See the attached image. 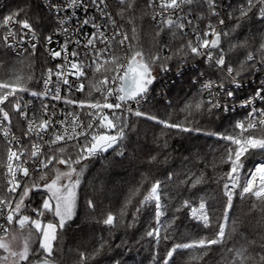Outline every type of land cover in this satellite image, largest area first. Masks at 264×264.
<instances>
[{"label":"snow or ice","instance_id":"6c2138e0","mask_svg":"<svg viewBox=\"0 0 264 264\" xmlns=\"http://www.w3.org/2000/svg\"><path fill=\"white\" fill-rule=\"evenodd\" d=\"M117 2L121 7L116 15L122 20L126 13L134 11L135 0H117ZM93 6L99 12V19L104 23H97L95 16L82 21L83 25L91 24L94 29L84 45L85 48L90 49V63L83 60L70 61L69 56L79 57L80 53L75 49L69 53L68 44L71 41L66 40L60 50L47 49L53 59L63 56L65 64L56 65L55 72L51 68L47 69L46 78L43 80L44 92L30 91L27 83L32 76L25 75L22 71H15L7 80L0 79V133L8 141L5 162L0 164V167L5 168V194L0 195V218L5 221L0 224V232H2L0 264H33L31 259L33 256L36 257L34 264H54L53 246L58 240V232L63 230L75 216L78 189L87 167L86 164L82 165V161L102 156L110 149L115 151L116 155L123 156V142L128 139V131L134 130L135 127L129 122L130 116L155 121L163 125L165 129H175L179 133H199L202 129L195 127L191 118L198 114L212 117L220 112L228 113L231 110L229 102L235 96L234 89L244 87L246 78L244 74L264 72V34L261 36L257 49L260 54L259 59L253 51L247 52L245 59L239 63L238 67H233L228 59L229 52L248 43L247 41L231 42L236 30L251 19L264 23V0H241L233 11L227 13L228 19L235 21L230 27L221 16V0H148L147 7L153 10L151 19L157 27L156 36L160 37L161 33L169 32L173 39L183 40L175 52L169 56H162L163 50L168 48V45H163L160 51L150 56H146L142 49L136 48L132 43L137 34L135 26L131 29L132 36L129 37L128 33L123 31L124 25H118L112 13L107 10V0H90L88 3L85 0H67L65 5L68 8L82 7L86 12ZM50 7L55 8L57 12L61 9V5H50ZM23 11L20 9L13 12L0 22V28L5 29L0 42L9 49L14 47V42L27 43L34 54L37 46L34 41L38 39L37 32L29 19L20 18ZM210 17H216V23H213ZM206 19L207 23L201 28L200 24ZM127 23L134 25V20L129 17ZM10 25H18L20 31H14L9 27ZM64 25L65 19L59 18L58 27L68 33L69 29ZM108 26L114 29L111 35L106 34ZM189 35L193 38L186 39ZM29 36L31 39H26ZM45 39L47 44L52 43L51 35ZM225 39L229 41L227 49L223 47ZM97 42L105 46L97 48ZM75 43L80 44V41L77 40ZM114 44L125 49L123 56L115 54ZM24 51L28 49L25 48ZM173 57L202 59L209 68L215 69L220 74L219 79L203 80L197 94L188 99L180 109L184 113V119L178 122L159 120L156 116L141 111L142 102L148 100L151 86L157 79L153 74L154 67L159 65L161 71H168L166 61ZM66 68L73 71L66 72ZM86 70H91L93 73V78L88 81L87 95L91 97L95 92L100 94V98L76 101L61 97L59 86L61 83L67 85L69 91L72 88L76 91L84 90V83L81 82L78 85L70 83L68 76L75 75L79 81L80 78L87 76ZM53 75L56 77L54 89L49 87L52 84ZM200 76L203 77L204 73H200ZM226 82L232 87L226 86ZM113 85L118 86L113 87ZM25 92H30L32 96L51 95L53 100H63L66 105H77L87 117V121L81 119V112H68L65 119L55 121L56 113L54 110L49 112L47 104L43 105V116L39 120L35 114L29 118L28 105L22 103V97L19 95ZM111 97L115 98V102H110ZM257 100L264 102V81L260 82L252 96L240 101V107L250 108V111L245 119L235 122L233 134L206 133L219 135L220 139L235 146L227 147L225 155L220 159V163L229 165V170L221 177L225 181L223 183V197L226 198L223 214L225 223L218 225L214 238L174 243L167 250L162 264H170L178 250H196L189 260L200 261L208 255L213 245L224 244L228 236L236 232L235 222L228 233L225 231L228 209L232 208L234 197L239 196L241 199L252 197L256 201L253 207L264 210V161L245 171V160L253 151L264 153V108L255 106ZM9 106L11 111L8 110ZM52 108L55 109V105ZM85 108L86 112L83 111ZM13 113L27 121V128L23 132L24 138L32 136L38 138L30 142V150L11 130ZM57 124L60 125L59 128L56 127ZM257 130L262 133L259 137L252 134ZM45 135L49 138L45 139ZM70 141L74 143L69 144ZM161 147H167L166 140ZM30 162L35 165L34 171L39 172L38 178H34L33 172H30L28 167ZM151 162L159 163L157 156H152ZM164 162H167V157ZM61 165L64 166L63 169L59 167ZM179 175L169 172L167 179L172 181L176 178L178 184L190 183L193 188L204 181L203 174H185L187 179L183 180L179 179ZM22 178H28L32 180V183L25 181L22 186ZM146 180V177L143 178L141 184L130 191L118 215L111 212L106 215L102 221L104 225L111 229L125 223L127 209L133 205L135 198L140 196ZM34 191L43 193L40 207L31 209L35 217L25 214L30 207V197ZM163 195H165V189L162 187V182L154 181L139 201V206L135 207L131 217L132 222L125 225L127 228L134 227L142 208L154 204V219L158 227L150 228L146 236L153 238L157 244L161 239L165 241L170 239L167 229L171 228L178 219L174 216L165 228V234L161 236V217L166 211L162 201ZM88 206L93 207L91 200L88 201ZM181 208H189L191 218L202 223L205 228L212 226V216L205 200L202 199L198 206L193 207L192 202L185 199L181 207H177L175 211L180 212ZM46 213H51L55 222H45L43 217ZM14 225L18 226L21 232L25 228L28 229V234L24 236L23 244L19 247L14 246L18 239L16 231H13ZM33 231L39 236L37 248L31 246ZM106 243L107 241L101 238L99 246L90 255L81 252L79 264H87L89 259L100 255ZM225 251L229 253V256L224 258V264H264V237H261L259 241L241 237L238 245L234 242V246L225 248ZM155 260L156 254L153 256V261ZM116 264L119 262L117 261Z\"/></svg>","mask_w":264,"mask_h":264},{"label":"trees","instance_id":"16d2710c","mask_svg":"<svg viewBox=\"0 0 264 264\" xmlns=\"http://www.w3.org/2000/svg\"><path fill=\"white\" fill-rule=\"evenodd\" d=\"M115 1L112 4L117 13L121 6L117 0ZM240 2L241 0H232L230 10L233 11ZM9 7V13L23 9L20 18H27L32 24H36L42 17L37 0H13ZM129 17L134 20V25L127 23ZM117 18L124 25L123 28L129 37L132 36L131 29L135 26L137 34L132 43L136 48L142 49L146 56L160 51L163 45H168V48L163 50L162 56L172 55L183 42L179 38L173 39L169 32L161 33L160 37L156 36L157 27L149 20L147 0H135L134 11L126 13L123 20L120 16ZM234 23L235 21L230 20L227 25L230 27ZM262 34H264V28L255 19L243 23L234 33L231 42L247 41L248 43L228 53L229 63L233 67H238L248 51L255 52L259 59L260 54L257 49ZM228 46L229 41L225 39L223 47L227 49ZM21 61L23 63H20ZM194 61L196 58L191 57L187 59L173 57L166 61L170 70L179 68L181 72L178 77H175L171 71H167L160 84L155 81L151 89L154 95L141 108V111L156 116L159 120H170V122L183 120L184 113L180 109L199 91L192 80L198 76L201 65L198 68L191 67L189 64ZM47 65L46 57L38 50H35L34 54L30 50L23 56L16 57L6 48L0 47V79L7 80L15 71H22L23 74L32 76L27 83L29 90L36 89ZM160 71L157 65L154 67L153 74ZM172 78L174 79L171 82ZM241 114L224 115L220 112L212 117L198 114L191 119L195 127L202 129L199 133H179L175 129H165L163 125L155 121L130 116L129 122L135 127L134 130L128 131V139L123 142V156H118L115 151H111L107 155L82 161V165L86 164L87 167L78 189L75 216L63 230L58 232V240L53 246L54 264H79V254L83 252L90 255L99 246L101 238L107 241L103 252L94 259H89L87 264H116L117 261L119 264H162L163 257L174 243L214 238L218 225L225 223L223 215L226 203V198L223 197L225 181L221 177L229 170V165L220 163V159L225 155L227 147L235 146L220 139L219 135L206 133L233 134L234 124ZM252 134L258 137L262 135L259 130ZM165 140L167 147L163 148L161 145ZM5 149L6 146L1 143L0 164L4 163ZM70 151L74 152L73 149ZM152 156H157L159 163H150ZM165 157H167L166 163ZM261 161H264V153L253 151L245 160V171L254 168L255 164ZM59 167L64 168L63 165ZM2 171L3 167H0V195L5 194ZM169 172L180 174V180L187 179L185 174H203L204 181L193 188L190 183L178 184L176 178L169 181L167 179ZM38 176L39 172L33 177L38 178ZM145 177L147 180L143 183L140 196H137L133 205L127 209L125 223L111 229L104 225L102 221L106 215L109 212L118 215L130 191L140 185ZM156 180L161 181L165 189L162 201L166 211L161 217V236L165 234V228L172 218L178 217L172 227L167 229L170 239L167 241L161 239L159 244L153 238L146 236L150 228L158 227L154 219V204L142 208L134 227L125 226L132 222L131 217L135 207L139 206V201ZM27 183H32V180L29 179ZM42 198V191H34L30 197V207L25 214L35 217L31 209L39 208ZM185 199L190 200L193 207L198 206L202 199L207 202L212 216L211 227L205 228L202 223L192 219L189 208H181L180 212L175 211L177 207H181ZM89 200L93 202V207L88 206ZM255 203L252 197L244 199L239 196L234 197L233 206L228 209L225 231L228 233L235 222L236 232L228 236L224 244L213 245L203 260H189L196 250H178L170 264H224V258L229 256L225 248L233 247L234 242L238 245L241 237L259 241L261 237H264V210L253 207ZM43 219L45 222H55L51 213H46ZM12 227L13 230L18 229L15 225ZM16 232H18L17 241L20 242L24 235L28 234V229L25 228L23 232L18 229ZM93 233L98 235L93 236ZM38 240L39 238L33 248L38 247ZM154 254H156L155 261H153ZM31 259L34 264L36 257L33 256Z\"/></svg>","mask_w":264,"mask_h":264},{"label":"built area","instance_id":"2783aa9c","mask_svg":"<svg viewBox=\"0 0 264 264\" xmlns=\"http://www.w3.org/2000/svg\"><path fill=\"white\" fill-rule=\"evenodd\" d=\"M13 0H0V22H2L3 18L5 16H8L12 13H9L10 11V3ZM39 7L41 9L42 17L39 21L36 22V24H33L36 32L38 39L34 41L36 43V50L40 51L47 59L48 65L46 66L38 88L36 89H30V91L42 93L45 91L44 89V83L43 80L46 78V73L47 69L51 68L53 72H55L56 65L58 64H65V61L63 59V56L61 58H56L53 59L49 52L47 51L48 48H52L54 50H60L61 45L66 41L69 40L71 41L68 44V52L71 53L74 49L80 53L79 57H71L69 56L70 61H76L79 62L81 60L90 63V49L85 48L84 45L87 43V39L89 38V35L94 31L92 28V25H83L82 21L86 18L90 17H97V23H104V21L99 19V12L95 9V7H90L88 11L86 12L82 7H76V8H68L65 7L67 4V0H37ZM86 3L90 2V0H85ZM108 3V11L112 13L113 17L117 20V24L120 25V21L117 18L115 9L112 4V0H107ZM148 3V0H147ZM50 5H61V9L59 12L56 11L55 8L50 7ZM229 5H232V0H221V16L225 19L226 25L229 23L228 15L227 13L230 12V7ZM149 10V20L150 22L156 26V23L151 19V16L153 14V10L148 8ZM195 15V14H194ZM59 18H64L65 19V25L64 27H67L69 29L68 33H65L58 27V19ZM213 23H216V17H210ZM207 23V19L200 24V27L203 28L204 24ZM262 25V28H264V23H260ZM14 31L19 32V26L18 25H10ZM5 29L0 28V37L3 36ZM114 31V29L111 28V26H108L106 29V34L111 35V33ZM123 31L124 28H123ZM49 35L52 36V43L49 45L46 43V37ZM18 38V37H17ZM192 36L186 37V39H192ZM26 39L30 40L31 37H27ZM79 40L80 44H76L75 41ZM6 48L8 51L13 56L20 57L23 56L27 51H24L25 48L28 49V51L31 50L29 45L27 43L25 44H18L14 42V47L12 49H9L5 47V45L0 42V47ZM105 45L97 42L96 47L97 48H103ZM114 52L117 55L123 56L125 54V49L121 48L118 44H114ZM191 67L198 68L199 65H201V69L199 71V74L196 78H194L192 81L194 84L197 85V87L200 89V85L203 82L204 79H219L220 74L213 68H209L202 59L196 58V61L190 62ZM66 72H71L73 70L70 69H65ZM87 71V76L80 78L79 81H77L75 75H69L68 79L70 83L78 85L79 83H84L85 87L83 91H76L75 88H72L71 91H69L67 85H63L62 83L59 85L61 88L60 95L61 97H68L70 99L76 100V101H87V100H95L100 98L99 93L93 92V95L89 97L88 91V81L93 78V73L91 70H86ZM172 72L175 77H178L181 70L179 68L174 69L173 71L168 68V72ZM167 71H160L155 73L154 75L157 77L156 82L157 84H160L161 80L163 79L165 73ZM204 73V76L201 77L200 73ZM245 75V80H244V87L240 89H234L235 91V96L232 98V100L229 102L230 106V111L228 113L222 112L224 115L228 114H234V113H242L238 120H243L247 116L248 111H250V108H245V107H240V101L248 98L249 96H252L254 94V90L259 86L261 81H264V72H254L251 75H248L247 73ZM174 78L171 79V82L173 81ZM56 86V77L53 75L52 77V84L49 86L50 88L54 89ZM118 85H113V87H116ZM226 86L232 87L231 85ZM152 89V86H151ZM150 89L149 92V97L148 100L145 102H142L141 108L146 105L153 97L154 92ZM20 97H22V103H27V111L29 118L35 114L37 120H39L43 116V105L47 104L49 106V112L55 111L56 115L54 117L55 121L58 120H63L66 117V114L68 112H81V119L87 121V117L83 115L82 110L77 106V105H66L63 100L56 101L51 98V95L47 97L43 96H32L30 95V92H25L19 94ZM205 97L207 96V93H204ZM11 99V98H10ZM110 102H115V98L111 97L109 98ZM55 105V109L52 108V106ZM255 106L258 108H264V102H261L259 100L256 101ZM135 107V105H133ZM8 110L11 111V106L8 107ZM84 112L87 111L85 108L83 110ZM105 111H110V110H105ZM46 118V117H45ZM68 119H71L68 117ZM237 120V121H238ZM57 128L60 127V125H56ZM27 128V121L21 119L18 115L15 113L12 114V132L15 133V135L21 140V143L26 148H29L30 150V142L31 141H36L38 140L37 137L32 136L29 138H24L23 132ZM51 131V129L49 130ZM10 138V137H9ZM48 135H45V139H48ZM4 144L6 146V149L8 147V141L4 138L2 133H0V144ZM42 143V142H41ZM70 143H74L73 141H70ZM15 146V142H14ZM6 149H5V154H4V162H5V157H6ZM45 150H47L45 146ZM30 172H33V176L38 172L34 171L35 165L32 164L31 162L28 165ZM3 185H5V168L3 167ZM28 178H22V186L23 183L28 181ZM19 192V190H18ZM5 223V221L0 218V224ZM0 235H2V232H0Z\"/></svg>","mask_w":264,"mask_h":264},{"label":"rangeland","instance_id":"374dc122","mask_svg":"<svg viewBox=\"0 0 264 264\" xmlns=\"http://www.w3.org/2000/svg\"><path fill=\"white\" fill-rule=\"evenodd\" d=\"M114 2H116L115 0H112V3H114ZM18 231V229H15V230H13V231ZM16 233H18V232H16ZM98 234H96V233H93V236H97ZM24 236H26V235H24ZM24 238V237H23ZM23 238L20 240V242H18V241H16L15 242V244H14V246H16V247H19V246H22V244H23ZM37 238H39V236H38V234H36L34 231H33V235H32V247H33V245L35 244V242L37 241ZM2 253V252H1Z\"/></svg>","mask_w":264,"mask_h":264},{"label":"water","instance_id":"95a60500","mask_svg":"<svg viewBox=\"0 0 264 264\" xmlns=\"http://www.w3.org/2000/svg\"><path fill=\"white\" fill-rule=\"evenodd\" d=\"M111 151H113V150L110 149L107 153H104L103 155H107V154L110 153Z\"/></svg>","mask_w":264,"mask_h":264}]
</instances>
